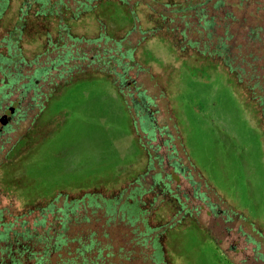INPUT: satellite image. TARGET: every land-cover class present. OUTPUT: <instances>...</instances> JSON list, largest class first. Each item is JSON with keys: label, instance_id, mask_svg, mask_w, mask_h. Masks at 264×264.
<instances>
[{"label": "trees", "instance_id": "obj_1", "mask_svg": "<svg viewBox=\"0 0 264 264\" xmlns=\"http://www.w3.org/2000/svg\"><path fill=\"white\" fill-rule=\"evenodd\" d=\"M260 2L0 0V264H177L170 235L199 227L200 207L191 199L205 201L216 214L207 197L216 191L186 147L180 148L176 126L180 141L174 144L166 124H155L158 110L150 107L167 103L165 90L149 94L139 77L154 79V66L169 75H221L264 137ZM153 39L168 47L174 63L143 57ZM92 81L109 84L120 99L144 167L119 188L97 185L76 195L59 190L18 203L22 195L11 175L16 164L7 156L24 157L60 131L67 113L56 105L69 89ZM17 129L23 134L10 144ZM157 131L167 134L163 144L154 143ZM162 146L165 155L158 153ZM180 176L192 186L191 197L180 188ZM243 219L253 226L249 216ZM112 230L124 242L116 251ZM252 232L261 234L259 241L250 239L259 248L264 234Z\"/></svg>", "mask_w": 264, "mask_h": 264}, {"label": "rangeland", "instance_id": "obj_2", "mask_svg": "<svg viewBox=\"0 0 264 264\" xmlns=\"http://www.w3.org/2000/svg\"><path fill=\"white\" fill-rule=\"evenodd\" d=\"M142 55L152 64L167 66L175 62L168 47L155 39L146 44ZM154 67V79L141 74L139 80L149 94L161 87L165 90L169 102L161 100L156 107H150L152 112L158 110L153 116L155 124H166L171 139L180 141L175 137L173 125L176 126L183 137L180 148L186 147L216 191L207 196L216 206V214L210 212L205 201L191 199L200 207L199 227L170 235L177 264H229L219 250L232 264H264V243L256 248L250 241H259L258 235L261 236L252 232L253 228L264 234V137L223 76H192L187 71H175V78L174 74L169 75L171 72ZM156 77L158 86L154 84ZM56 108L67 113L62 132L24 157L15 153L7 156L16 164L11 175L18 181L22 195L18 203L35 202L57 190L76 195L97 185L119 188L144 167L145 160L131 133L125 108L109 84L79 83L66 92ZM23 131L17 129L9 134L10 144ZM139 133L146 136L141 130ZM165 140L167 134L157 131L154 143L163 144ZM158 153L165 155L166 148L162 146ZM179 185L192 196L193 188L182 176ZM246 216L253 226L243 219ZM73 232L71 229L68 235ZM109 240L114 251L123 242L122 235L113 230Z\"/></svg>", "mask_w": 264, "mask_h": 264}, {"label": "flooded vegetation", "instance_id": "obj_3", "mask_svg": "<svg viewBox=\"0 0 264 264\" xmlns=\"http://www.w3.org/2000/svg\"><path fill=\"white\" fill-rule=\"evenodd\" d=\"M58 105V104H57ZM57 110H61V109H57ZM137 120H138V122H141V118H140V116H137ZM66 121H67V118H66V120H65V123H66ZM65 123H64V125H63V127L61 128V130L60 131H58L56 134H58V133H60V132H62V130H63V128H64V126H65ZM142 129V128H141ZM54 135H52L51 136V138L53 137ZM50 138V137H49ZM48 140V139H47ZM47 140H45V141H47ZM24 153V152H23ZM22 156V155H21ZM57 191H59V190H57ZM67 191V190H66Z\"/></svg>", "mask_w": 264, "mask_h": 264}]
</instances>
